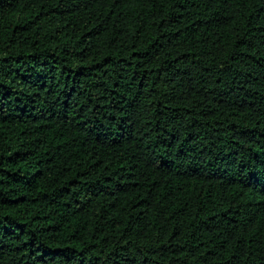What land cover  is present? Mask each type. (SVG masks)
<instances>
[{"label":"trees","instance_id":"trees-1","mask_svg":"<svg viewBox=\"0 0 264 264\" xmlns=\"http://www.w3.org/2000/svg\"><path fill=\"white\" fill-rule=\"evenodd\" d=\"M0 264H264V0H0Z\"/></svg>","mask_w":264,"mask_h":264}]
</instances>
